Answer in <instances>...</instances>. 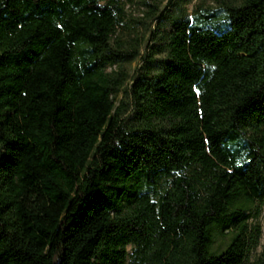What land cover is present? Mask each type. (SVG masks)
Listing matches in <instances>:
<instances>
[{
  "label": "trees",
  "instance_id": "obj_1",
  "mask_svg": "<svg viewBox=\"0 0 264 264\" xmlns=\"http://www.w3.org/2000/svg\"><path fill=\"white\" fill-rule=\"evenodd\" d=\"M153 6L143 52L121 0H0V264H245L259 244L264 0Z\"/></svg>",
  "mask_w": 264,
  "mask_h": 264
},
{
  "label": "rangeland",
  "instance_id": "obj_2",
  "mask_svg": "<svg viewBox=\"0 0 264 264\" xmlns=\"http://www.w3.org/2000/svg\"><path fill=\"white\" fill-rule=\"evenodd\" d=\"M201 0H121L125 6V21L119 29V34L125 39L130 40L136 36L142 38V51L146 50V42L151 35L150 29L155 26V21L151 20L150 12L154 9L153 5H158L161 8H165V12L174 10H185L191 13L193 7ZM208 1V0H207ZM210 2V1H209ZM180 6V8H178ZM127 44V43H126ZM143 64L141 58L134 60L127 64V68L131 73H135ZM110 69V68H109ZM255 214L251 218L250 222L260 223L262 227V236L260 238L259 244L255 247H250L248 256L245 264H250L256 262L264 252V202H258L255 205ZM257 212V213H256ZM230 234L224 238L225 241L229 240ZM223 239L221 237L217 238L215 248H217Z\"/></svg>",
  "mask_w": 264,
  "mask_h": 264
}]
</instances>
